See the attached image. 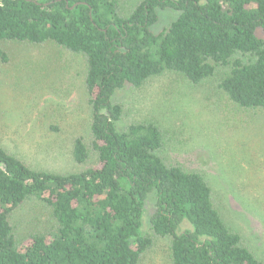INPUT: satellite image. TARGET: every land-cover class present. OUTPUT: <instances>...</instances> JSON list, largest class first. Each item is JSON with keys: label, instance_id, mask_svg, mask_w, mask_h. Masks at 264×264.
Returning a JSON list of instances; mask_svg holds the SVG:
<instances>
[{"label": "trees", "instance_id": "16d2710c", "mask_svg": "<svg viewBox=\"0 0 264 264\" xmlns=\"http://www.w3.org/2000/svg\"><path fill=\"white\" fill-rule=\"evenodd\" d=\"M127 1L0 0V42L81 59L90 113L72 141L78 172L35 170L0 146V264H139L157 240L168 242L171 264H264L225 225L202 173L165 156L155 124L118 131L124 111L113 103L124 86L169 73L195 86L218 77L232 105L264 113V0H141L124 10ZM167 9L176 19L152 32ZM28 202L43 229L21 230L35 222L18 216Z\"/></svg>", "mask_w": 264, "mask_h": 264}, {"label": "rangeland", "instance_id": "374dc122", "mask_svg": "<svg viewBox=\"0 0 264 264\" xmlns=\"http://www.w3.org/2000/svg\"><path fill=\"white\" fill-rule=\"evenodd\" d=\"M140 1H127L124 10ZM177 15L171 9L158 11L152 32H160ZM0 50L8 59L7 64L0 61V146L35 170L69 174L83 169L70 154L73 139L86 131L90 117L81 59L53 45L0 42ZM217 84L218 77L195 86L167 73L138 89L126 85L113 97L124 111L116 128L155 124L165 156L202 173L225 225L264 261V113L238 109ZM153 204L149 197L143 234L150 229ZM20 215L35 221L24 223L22 231L45 226L34 202ZM186 229L190 227L183 223L181 230ZM139 264H171L168 242L157 240Z\"/></svg>", "mask_w": 264, "mask_h": 264}]
</instances>
